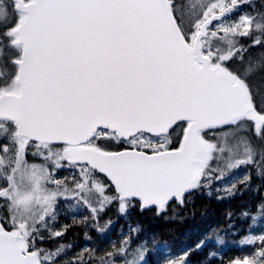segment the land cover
Returning <instances> with one entry per match:
<instances>
[{"label": "snow or ice", "instance_id": "obj_1", "mask_svg": "<svg viewBox=\"0 0 264 264\" xmlns=\"http://www.w3.org/2000/svg\"><path fill=\"white\" fill-rule=\"evenodd\" d=\"M253 172L238 219L260 231L228 264H264V0H0V264H61L73 245L43 246L61 214L107 236L110 207L122 239L62 264H213L222 228L173 255L130 212L243 195Z\"/></svg>", "mask_w": 264, "mask_h": 264}, {"label": "trees", "instance_id": "obj_2", "mask_svg": "<svg viewBox=\"0 0 264 264\" xmlns=\"http://www.w3.org/2000/svg\"><path fill=\"white\" fill-rule=\"evenodd\" d=\"M258 3V0H255ZM176 133H180V129H176ZM174 135V139H175ZM244 171L241 170L239 175L242 177ZM261 180L258 179L253 172L251 188L250 190L244 191L243 195L237 193L231 198H225L218 200L216 197L218 193L215 190V186L212 189V195H208L206 191H197L191 194V199L186 201V204L181 207L175 202L168 205V209L162 215L157 216L155 214V209H146L140 212L138 208H134L130 212V220L133 225L139 223L142 227L140 233L141 239L149 237H155V244L163 247L162 242H167L168 246L171 248V253L177 255L180 250L185 246H191L198 239L199 235L205 231L209 226L213 228H222L223 231L220 232L225 239L223 245H215L212 247H219L221 255L213 261V264H228V261L235 257H243L245 254H250L254 251L252 246L241 245L238 241L242 236L249 232V223L251 221L238 219L239 214L244 207H252L255 205L259 196L255 191V187L261 184ZM243 188V185L238 186ZM260 194H264V186L259 189ZM219 195H224L219 193ZM63 207V206H62ZM86 211V210H85ZM232 211L234 213L231 220L227 218V212ZM86 215L87 213H82L81 215ZM118 214L114 207H110L100 219V225L104 224L109 218H112L115 223L109 227L107 230V236H103L97 233L94 228L87 227L91 229L89 235L92 237L91 240H85L86 244L90 245V248L97 249V256L102 255L105 251L111 249V240L119 241L122 239L118 233L121 231V227L126 226V221L124 218L117 219ZM72 217L71 214L64 215L61 214L60 220H67ZM230 223L235 224V229L228 230L227 225ZM260 225L259 223L253 226L255 229ZM74 228V227H73ZM70 229L68 233H73ZM84 232H80L78 243H81L83 239ZM215 236V234H214ZM237 242V243H236ZM98 244V245H97ZM154 241L152 243H147L146 247L153 249ZM75 250V249H74ZM76 254H71L73 256L77 255L81 250L76 249ZM208 249L205 248L201 251H193L189 257V264H201L204 259ZM167 253V249H165ZM153 254V257L157 261L159 256L155 251H152L149 255ZM150 261V259H148Z\"/></svg>", "mask_w": 264, "mask_h": 264}, {"label": "rangeland", "instance_id": "obj_3", "mask_svg": "<svg viewBox=\"0 0 264 264\" xmlns=\"http://www.w3.org/2000/svg\"><path fill=\"white\" fill-rule=\"evenodd\" d=\"M247 7V6H245ZM84 213H87L86 211ZM84 215V214H83ZM103 216V214H102ZM259 222H257L258 224ZM63 224H68V225H71V227L68 229V231L70 229H72V231H75L73 233H68V231L66 232V234L63 236V237H60V238H56V240H52V241H49V240H46L43 244L44 247L46 248H49V249H53L55 248L56 246H58L60 243H64V244H72L73 247L71 248V250L69 252H67V254L61 258V264H62V261L63 260H70L72 257V253L73 254H76L77 253V250L76 249H80L82 250L84 247V244H86L85 242V236L83 235V239L81 241V243H78V238H79V235H80V232H88V234L90 233L92 227H90L91 229H88L87 227L85 226H82V225H77V224H73V220H72V217L68 218L67 220H60V217H59V223L57 224V228H59L60 226H62ZM256 224V225H257ZM104 224H102L101 226H103ZM255 226V225H254ZM74 227V228H73ZM249 231H254L256 232L257 234L259 233L260 231V228L259 226H257L255 229H250ZM248 233V232H247ZM246 233V234H247ZM45 235H47L45 233ZM243 237V236H242ZM242 237L240 239H238V241H240L242 239ZM237 243V242H236ZM108 245L111 244V243H107ZM98 245V244H97ZM162 247V246H161ZM90 248V247H89ZM75 249V250H74ZM148 259H150V262L151 264H156V259L155 257H153V254L151 255H148Z\"/></svg>", "mask_w": 264, "mask_h": 264}, {"label": "water", "instance_id": "obj_4", "mask_svg": "<svg viewBox=\"0 0 264 264\" xmlns=\"http://www.w3.org/2000/svg\"><path fill=\"white\" fill-rule=\"evenodd\" d=\"M170 203H173V202H170ZM170 203H169V204H170Z\"/></svg>", "mask_w": 264, "mask_h": 264}]
</instances>
